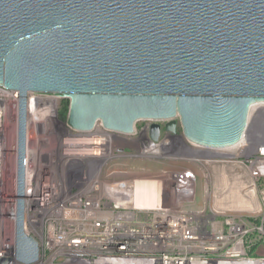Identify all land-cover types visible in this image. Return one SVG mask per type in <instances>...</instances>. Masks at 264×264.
<instances>
[{
  "label": "water",
  "instance_id": "1",
  "mask_svg": "<svg viewBox=\"0 0 264 264\" xmlns=\"http://www.w3.org/2000/svg\"><path fill=\"white\" fill-rule=\"evenodd\" d=\"M0 86L19 92L15 259L26 228L29 93L70 100L69 123L132 135L140 120L213 149L239 144L264 103V0H0ZM3 260L0 261V264Z\"/></svg>",
  "mask_w": 264,
  "mask_h": 264
},
{
  "label": "built area",
  "instance_id": "2",
  "mask_svg": "<svg viewBox=\"0 0 264 264\" xmlns=\"http://www.w3.org/2000/svg\"><path fill=\"white\" fill-rule=\"evenodd\" d=\"M18 101V91L0 86L2 264H24L14 256L15 234L7 235L8 226L15 230L18 203ZM55 103L52 93H29L25 201L27 231L41 247L35 264H240L254 260L246 240L251 229L242 216L218 214L212 206L190 207L198 200L196 170L113 167L114 162L131 156L177 159L180 153L171 151V141L98 140V154L84 156L75 150L71 155L67 148L79 147L77 143L85 140H57L56 144L43 140ZM263 107L264 103L259 106ZM10 109L13 115L8 114ZM8 123H13L10 128L16 135L13 143L8 140ZM197 147L205 151L206 160L215 157L213 152L219 154L217 149ZM162 149L169 154L161 156ZM255 163L251 161L252 174H264ZM144 182L160 186L153 203L140 200L138 185Z\"/></svg>",
  "mask_w": 264,
  "mask_h": 264
},
{
  "label": "rangeland",
  "instance_id": "3",
  "mask_svg": "<svg viewBox=\"0 0 264 264\" xmlns=\"http://www.w3.org/2000/svg\"><path fill=\"white\" fill-rule=\"evenodd\" d=\"M52 94H54L56 100L55 113H52L53 118H48L50 120L43 130V140H54V144H56L57 140L74 137L81 132L73 129L69 123L70 100L62 97L61 94ZM256 106H262V103ZM8 114L13 115V109H10ZM177 121L178 128L183 135L179 120L177 119ZM155 122L153 120L138 121L135 133H141L143 129L147 128V132L152 138L151 126ZM157 123H160L161 126L166 125L164 120L157 121ZM262 123L264 124V107L256 111L252 110L249 127L244 137V147L241 149L240 147L217 149L219 154L213 152L211 155L215 157H210L208 160L205 159L206 155L202 156L205 151L197 147L198 145L196 146L187 141L184 135L181 137L177 134L176 138L167 139L169 142L171 141V151L177 154L180 153L177 159L160 158L155 161L131 156L114 162L113 167L129 171H153L162 170L163 168H191L196 170L199 175L197 182L198 200L194 206L190 207L203 209L212 206L218 214L230 213L236 216L237 219L242 216L241 218H244L251 229V234L246 239L250 244L252 240L264 237V174L254 176L251 164V161H256L255 166H258V160L264 161V155L262 154L264 150V128L262 129ZM12 124H7V131L8 140L13 143L16 140V135L13 128H10ZM98 124L101 129L106 131L109 140H130L131 135L108 130L102 122H98ZM188 144L190 148H188ZM166 153L169 154V150H166L165 153L162 151L161 156L166 155ZM196 153L200 154L195 155ZM190 159L203 160L190 161ZM143 176L147 177V174ZM244 227L246 228L245 225ZM14 234L15 230L12 226H8L7 235L13 238ZM249 248L248 246L247 250ZM258 253L261 255L249 257L254 260H264V247H260Z\"/></svg>",
  "mask_w": 264,
  "mask_h": 264
},
{
  "label": "bare ground",
  "instance_id": "4",
  "mask_svg": "<svg viewBox=\"0 0 264 264\" xmlns=\"http://www.w3.org/2000/svg\"><path fill=\"white\" fill-rule=\"evenodd\" d=\"M258 109H259V106L253 107V111L254 110L256 111ZM262 125H263L262 129H263L264 124L262 123ZM80 132L81 133H79L78 135L74 137L63 139V140H85V141H81L80 143H77L81 145L79 147L73 144L69 146V148H67L69 154L71 155L75 150H80L81 154L84 156H91V155L98 154V152L95 149L97 146H101L98 140H109L108 138L106 139L107 137L106 131L101 129L99 124H97V126L92 131H80ZM233 147H240V149L244 147V139L239 144ZM162 151L166 152V149H162ZM222 151L224 152L225 149ZM257 165L260 166L259 169L260 170L262 169L261 171L264 172V162L263 161L259 162ZM155 184H153L152 182H144L138 185L139 195L141 198L140 200L143 201L145 204L154 202V198L156 197V194L159 192L158 189H160V186L156 185L155 187ZM261 262L262 260L260 261L252 260L251 262H246V263L240 262V264H261Z\"/></svg>",
  "mask_w": 264,
  "mask_h": 264
},
{
  "label": "flooded vegetation",
  "instance_id": "5",
  "mask_svg": "<svg viewBox=\"0 0 264 264\" xmlns=\"http://www.w3.org/2000/svg\"><path fill=\"white\" fill-rule=\"evenodd\" d=\"M181 130L177 126L176 132H170L165 129V126H162L161 134L158 140H167L169 138H176L178 135L183 137V135L180 132ZM178 134V135H177ZM181 134V135H180ZM130 140H138L142 141L143 143H149L151 140H155L150 137L149 133L147 132V128L143 129L141 133L137 132L134 133L133 136L130 138ZM185 141V140H183ZM188 141V140H187ZM134 149V148H133ZM260 261V260H259ZM261 264H264V261L262 260Z\"/></svg>",
  "mask_w": 264,
  "mask_h": 264
},
{
  "label": "trees",
  "instance_id": "6",
  "mask_svg": "<svg viewBox=\"0 0 264 264\" xmlns=\"http://www.w3.org/2000/svg\"><path fill=\"white\" fill-rule=\"evenodd\" d=\"M248 245L250 247L248 250L249 256L255 257L261 255L260 253H258V250L260 247H264V237L262 239H255L254 241L252 240L250 244L248 243Z\"/></svg>",
  "mask_w": 264,
  "mask_h": 264
}]
</instances>
